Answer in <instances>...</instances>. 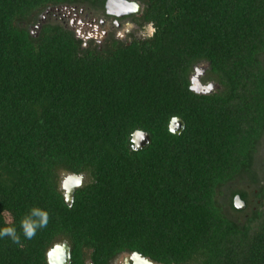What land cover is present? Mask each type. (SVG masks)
Wrapping results in <instances>:
<instances>
[{"label": "trees", "instance_id": "obj_1", "mask_svg": "<svg viewBox=\"0 0 264 264\" xmlns=\"http://www.w3.org/2000/svg\"><path fill=\"white\" fill-rule=\"evenodd\" d=\"M107 1L0 0V264L62 242L71 264H264V0H127L153 33L101 51L41 23ZM202 63L212 95L191 90ZM62 173L86 177L72 207Z\"/></svg>", "mask_w": 264, "mask_h": 264}, {"label": "flooded vegetation", "instance_id": "obj_2", "mask_svg": "<svg viewBox=\"0 0 264 264\" xmlns=\"http://www.w3.org/2000/svg\"><path fill=\"white\" fill-rule=\"evenodd\" d=\"M140 16L141 14H134L117 18L107 15L105 8L104 10L95 11L86 5H66L48 9L41 18V23L60 25L74 33L76 39L82 42L84 48L92 46L97 47L101 51L112 41L129 43L132 39L140 40L141 38L138 37V34L146 33L148 29V26L142 29L137 25L135 20L140 18ZM125 21L129 22L128 25H134L135 29L131 31ZM37 29H39L38 26L32 28V34ZM209 68V64H198L190 75L191 87L198 90L200 95H212L221 89V86L214 81V76ZM257 163L260 165V170L264 172V142L259 147ZM66 176L67 174L65 173L61 174L60 187ZM110 264L156 263L138 253H122L116 256Z\"/></svg>", "mask_w": 264, "mask_h": 264}, {"label": "water", "instance_id": "obj_3", "mask_svg": "<svg viewBox=\"0 0 264 264\" xmlns=\"http://www.w3.org/2000/svg\"><path fill=\"white\" fill-rule=\"evenodd\" d=\"M107 15L122 18L124 16L140 15L142 6L136 2L127 0H108L105 5ZM191 90L196 94L200 92L193 87ZM185 129L183 120L174 118L169 123V132L173 135H180ZM151 142L147 133L137 131L132 135L131 143L132 150L139 151ZM86 177L84 174H67L66 178L62 181L61 191L63 192L67 206L72 207L74 201V194L77 189L84 185ZM235 207L239 210L245 208L244 202L239 196L235 198ZM140 257L139 255H137ZM48 264H71V247L67 242L56 244L47 253Z\"/></svg>", "mask_w": 264, "mask_h": 264}, {"label": "rangeland", "instance_id": "obj_4", "mask_svg": "<svg viewBox=\"0 0 264 264\" xmlns=\"http://www.w3.org/2000/svg\"><path fill=\"white\" fill-rule=\"evenodd\" d=\"M125 23L128 25L129 24V22L128 21H125ZM128 28H130L131 29V31L133 30V29H135V26L134 25H132V24H130V25H128ZM153 33V30L150 28V26L148 27V29H147V32L146 33H139L138 34V37H140V38H145L146 36H148V35H150L151 36V34ZM5 220L7 221V222H11V217L9 216V215H5Z\"/></svg>", "mask_w": 264, "mask_h": 264}]
</instances>
